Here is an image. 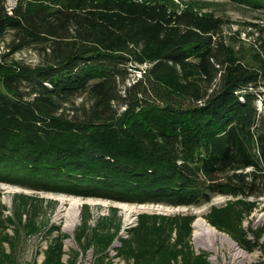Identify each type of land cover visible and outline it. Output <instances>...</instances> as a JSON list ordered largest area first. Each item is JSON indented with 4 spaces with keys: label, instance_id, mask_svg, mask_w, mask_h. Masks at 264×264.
I'll return each mask as SVG.
<instances>
[{
    "label": "trees",
    "instance_id": "obj_1",
    "mask_svg": "<svg viewBox=\"0 0 264 264\" xmlns=\"http://www.w3.org/2000/svg\"><path fill=\"white\" fill-rule=\"evenodd\" d=\"M6 1L0 0V180L173 205L217 194L264 196V37L247 53L226 40L222 17L161 0H66L53 9L23 2L8 8ZM24 48H34L41 61L13 56ZM82 95L86 100L69 110L67 103ZM2 207L0 264H17L2 246L12 239L2 233ZM22 211L28 208L15 205L9 221L22 223ZM88 218L83 212L79 238L90 233ZM32 219L27 212L22 224ZM165 220L140 215L120 253L135 264H168L178 250ZM114 231L95 233L98 252ZM181 235L182 227L175 242ZM62 237L42 264H61Z\"/></svg>",
    "mask_w": 264,
    "mask_h": 264
},
{
    "label": "rangeland",
    "instance_id": "obj_2",
    "mask_svg": "<svg viewBox=\"0 0 264 264\" xmlns=\"http://www.w3.org/2000/svg\"><path fill=\"white\" fill-rule=\"evenodd\" d=\"M64 1L66 0H7L6 5L12 8L23 2L31 7L45 6L53 9ZM161 1L178 9L188 7L222 17L224 23L221 31L226 40L236 43L247 53L252 45L264 37V5L252 4L244 0ZM13 56L32 65L42 59V55L34 48L21 49ZM136 75H139L138 71ZM132 78L133 76L128 81ZM85 100L84 95L71 99L67 103L69 110H75V107L80 106ZM258 105L259 108L263 107L260 100ZM72 200H77L80 204L75 225L70 227L66 207H69ZM0 203L3 206L1 217L5 224L2 233L12 238L10 241L3 240L2 246L10 252L17 264H42L46 259L48 247L56 237L60 236H63L61 264H69L71 257L74 258V264H135L136 260L133 257L126 258L120 253V248L125 239H129L133 230L139 226L142 214L150 216L156 224L166 219L171 232L170 242L178 250L176 257L169 259L168 264H264V196L217 194L209 201L200 204L173 205L164 202L124 201L68 191L42 190L0 180ZM15 205L28 208V211H22V219L26 222L27 212H30L33 218L30 226H24L23 222L18 224L9 221V218L14 216ZM127 211L132 212L130 216L127 215ZM83 212L89 214L87 230L90 233L79 238ZM198 216H203L219 231L229 235L247 256H234L233 247L228 243L223 245L219 242L217 251L196 243L193 229L194 221ZM106 217L109 218L106 220ZM131 219L133 221L129 222ZM180 227H182L183 241L175 242L177 229ZM16 228L19 232L14 233L15 230L17 231ZM106 230L116 231L110 244L103 251L98 252L94 241L97 239L95 233ZM245 241L253 243L254 248L252 250L246 248ZM72 252H75V257L71 255ZM145 254L148 259L152 258L149 251ZM151 262L157 264L154 260Z\"/></svg>",
    "mask_w": 264,
    "mask_h": 264
},
{
    "label": "bare ground",
    "instance_id": "obj_3",
    "mask_svg": "<svg viewBox=\"0 0 264 264\" xmlns=\"http://www.w3.org/2000/svg\"><path fill=\"white\" fill-rule=\"evenodd\" d=\"M79 202L77 200H72L70 202L69 207H66V216L68 217V226L72 227L75 225L76 216L78 214ZM61 209L59 213L61 214ZM132 212L127 211V215L130 216ZM130 219V217L128 218ZM136 219V218H135ZM133 220H129L132 222ZM128 222V223H129ZM128 225V224H127ZM194 232L193 237L204 247L217 251V247L219 246L218 243L221 242L223 245L224 243H228L229 246L233 247V255H243L247 256V254L241 250L236 242L226 233L219 231L215 226L210 224L203 216H198L194 221ZM198 244V245H199ZM222 246V245H221Z\"/></svg>",
    "mask_w": 264,
    "mask_h": 264
}]
</instances>
